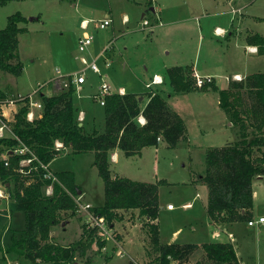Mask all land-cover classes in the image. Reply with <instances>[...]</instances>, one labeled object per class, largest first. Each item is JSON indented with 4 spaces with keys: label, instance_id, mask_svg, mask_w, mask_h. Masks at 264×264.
<instances>
[{
    "label": "rangeland",
    "instance_id": "1",
    "mask_svg": "<svg viewBox=\"0 0 264 264\" xmlns=\"http://www.w3.org/2000/svg\"><path fill=\"white\" fill-rule=\"evenodd\" d=\"M120 1L123 0H11L1 5L0 30L6 26L7 17L12 14L19 13L25 18L19 24L24 31L18 34V59L23 66L22 72L19 76H14L0 70L1 87L7 90L8 95L12 93L9 98L17 93H32L38 85H43L41 91L33 95V99L36 100L40 93L45 94L48 90L54 89L53 81L57 78L62 84L61 88H65L64 83L68 85V78L84 67L77 58L79 56L77 38L82 32L79 29L80 22L88 20L90 22L87 31L93 40L89 46L91 54H88V49L85 54L89 62L95 60L105 77L102 79L98 73L87 70L85 82L80 85L81 88L75 87L72 103L77 113L81 111L86 117L81 123L86 133L95 129L102 132L104 130V108L92 98L102 81L104 80L113 92L119 87H124L129 92L142 94L148 90L144 84L150 81L152 73L149 70H153L151 64L154 63L155 66L161 67L164 58L161 50L148 44L153 34L139 30L142 18H137L134 20L136 21L134 27L147 42H140L121 55L118 51L122 50L121 44L115 42L121 37L119 34V37H114L112 46L110 44L107 62L103 59L101 51L109 43V39L103 42V37H105L103 34H106L109 27L98 29L96 22L105 19V10L108 5L115 9L117 8L116 3L120 4ZM138 1H142L145 6L146 3L148 5L147 0ZM210 1L212 2V0H181L182 3L190 5H193V2ZM234 1L242 11L234 14L233 17L238 18L241 14L245 17L238 25L241 34L258 33L264 36V0ZM219 7L221 9H209L208 13L213 16L214 12H224V8ZM195 13L200 16L199 12ZM254 16L258 18L255 20ZM201 24H204V21ZM213 39L221 41L216 37ZM206 40H208L207 35L203 37V46ZM202 53L201 48L199 63L202 62ZM255 70L264 72V60ZM216 74L223 73L217 72ZM190 76L193 81L191 74ZM221 76L223 75L217 77L218 89L197 87L187 93L176 94L171 93L170 88H165L164 99L169 107L184 120L185 138L172 148L167 147L163 142L157 148H147L143 151L141 158H122L117 164L112 165L111 172H121L133 180L158 184L159 211L156 224L161 244L229 242L227 235L231 233L232 245L240 264H264V223L255 222L253 225H248L247 221L243 220L236 221L232 225L223 224L219 230L220 235L216 238L212 236L215 227L209 225L204 209L208 190L206 185L198 181V178L206 172V150L240 139V126L232 125L227 112L219 102V90L226 84L224 77ZM72 85L75 86L74 83ZM168 93H171L169 97ZM6 98L8 96L4 93V99ZM16 107L13 105L11 109H16ZM8 115L11 113L9 112ZM7 132L9 131L5 129L6 136ZM247 133L248 139L256 135L252 128H248ZM6 155L3 151L0 158ZM93 161V152L75 154L72 150H65L58 152L50 162L49 168L55 173L72 172L75 184L82 190L83 203L95 207L103 205L104 187ZM253 188L256 194L251 212L254 213L253 220H257L259 215L264 217V176L261 180H253ZM0 191L7 193L1 180ZM186 203H190L191 207L185 208ZM168 204H171L172 210H167ZM76 214L70 217L71 219H67L69 223L66 222V225H62L63 227L61 224L66 220L54 226L52 234L57 244L68 246L79 240L82 229L87 227L85 223L87 214L78 208ZM122 216L123 219L128 217L131 222L137 220L141 225L145 222L140 219L139 215L130 211L122 213ZM24 220V212L16 210L12 200L0 198V245L2 247L10 245L12 236L18 238L22 235ZM143 230L136 222L132 228L123 231L125 241L121 249H117L119 247L112 241H104L105 249L93 243L89 250L93 257L92 264H126L129 260L137 263L147 260L148 263H152L155 253L151 249H146L147 245L150 246L149 238L145 232L147 228L144 232ZM112 234L116 238L115 232L112 231ZM98 236L102 237L99 233ZM117 236L122 238L120 234ZM111 247L115 248L112 253H110ZM109 253L112 256L107 258ZM197 261L206 263L200 250L194 252L183 264H194ZM0 264L32 263L21 256L14 254L2 256L0 253ZM35 264L53 263L38 261Z\"/></svg>",
    "mask_w": 264,
    "mask_h": 264
},
{
    "label": "trees",
    "instance_id": "2",
    "mask_svg": "<svg viewBox=\"0 0 264 264\" xmlns=\"http://www.w3.org/2000/svg\"><path fill=\"white\" fill-rule=\"evenodd\" d=\"M8 1L11 0H0V6ZM24 20L19 13L12 14L0 30V70L14 76H19L23 69L18 59V34L24 31L19 26ZM246 41L256 46L258 54H264V36L254 33L248 35ZM191 73L187 67L167 68L166 75L174 92L197 88ZM208 86L205 84L200 89ZM75 91L69 78L67 87L55 94L40 93V116L31 121L26 117L27 105L19 106L9 123L14 136L0 138V154L3 151L7 154L0 158V180L15 209L24 212L25 218L22 235L12 236L6 247L0 245L2 256L14 254L32 264L38 261L92 264L89 252L92 244L104 246L96 228L84 227L81 238L68 246L57 244L50 236L54 226L75 216L74 198L78 191L82 193L70 171L53 172L56 181L52 182V193H45L50 181L44 178L42 165L48 166L55 158L54 142L58 140L63 146H70L75 154L94 153L93 164L104 187L103 205L92 207L94 215L103 217L110 227L119 218V210L138 209L139 215L144 217L149 249L155 256L152 263L129 260L126 264H183L197 250L206 259L205 264H240L230 242L161 244L156 224L158 184L111 174L109 152L115 148L122 150L125 156H133L144 147H157L160 142L169 148L175 147L185 138L184 121L160 93H147L148 101L143 107L135 93L114 92L106 96L104 130L86 133L72 103ZM3 99L4 93L0 90V100ZM219 102L232 125L240 126V139L206 150V172L198 178L208 190L206 213L215 223L249 221L253 207L252 183L264 176V72L230 82L226 89L219 90ZM140 115L144 117L143 124L138 121ZM248 128L256 132L251 139H248ZM19 146L27 147L28 151L14 153L12 150ZM24 159L31 160L21 165ZM114 250L111 247L110 253ZM110 253L107 258L112 256Z\"/></svg>",
    "mask_w": 264,
    "mask_h": 264
},
{
    "label": "crops",
    "instance_id": "3",
    "mask_svg": "<svg viewBox=\"0 0 264 264\" xmlns=\"http://www.w3.org/2000/svg\"><path fill=\"white\" fill-rule=\"evenodd\" d=\"M147 1H148V5L146 3V6H145L142 1L123 0V1H120V4L118 2L116 3L117 8L115 9H112L111 5H108L107 9L105 10V15H104V18H107V17L110 18L111 22L108 25L109 28H107L106 34H103V36H105L103 37V42L109 39V43L112 46L114 37L115 36L119 37V34H120L121 37H119L115 42H118V44H121L120 47L122 50H118L121 55H123L125 51L132 49L138 43L147 42V40L144 39L143 35L138 33L137 28L134 27V23L136 22L134 20L137 18H142V22L144 19H146L148 21V24L143 25L142 22L139 23L140 24L139 30L149 31L153 34V38H150V41H148V44L149 45L151 44L155 48L161 50V53L164 56V58L162 59L161 67L155 66V64L152 63L151 67H153L152 68L153 70L151 69L149 70L152 73V75L150 76V81L153 78V76H158L163 79V82L160 84H151L150 88L146 86L148 83H150V81L148 83H145L144 85L148 90L145 92H142V94H140V92H130V93H135L139 95L141 107H143L148 101V97L146 94L149 92L150 93L158 92L163 97L165 88L168 87L170 88L169 91H171V93L172 92L176 94L177 93L179 94L187 93V92H174L172 87L170 86L167 75H166V70L167 68L172 67V66L187 67V68H190L191 72H195L201 77H211L212 82L207 85H209L208 87L210 88L214 87V89L215 88L218 89V87L216 86L217 77H219V75H223L221 77H224L226 84L224 88H221V90L226 89L231 81H238V80L233 79L234 76H239L240 79L242 80L248 75L255 74V73H261L260 71H256L255 69H257V66L259 65V63L263 62L264 54H258L256 46L253 44H249L246 41V37L248 35H251L252 33H246L245 35L241 34V30H239L238 25H240V22L242 23L245 17H244V14H241V16L238 18L233 17L234 14L240 13L242 11L241 7L237 6V3L234 0H230V1L212 0V2L210 1V2H200V3L193 2V5L182 3L181 0H147ZM219 6H222L224 8V12L223 11L214 12L213 16H211L208 13L209 9L215 10V9L220 8ZM195 12H199L200 16L195 15L196 14ZM225 16L226 18L224 19ZM254 18L256 20L258 17L254 16ZM247 20L250 21V19H247ZM151 21H153L154 23L151 24L150 23ZM203 21H204V24H201L203 23ZM79 29L82 31L79 35L80 37L81 34L83 33V30L80 27ZM216 29H218L219 31L218 33L215 31ZM87 30H88V27H87ZM205 35L208 36V40H206L205 45L203 46L202 41ZM215 37L218 39H221V41H218V40L214 41L213 38ZM201 48L203 52L202 62L199 63V58L201 56ZM87 49H88L87 50L88 54H91V49L89 47ZM85 52L82 55L88 59ZM158 54H159V51H158ZM107 57L109 58V56ZM145 69H147V66ZM217 72H220L223 74H216ZM75 87L79 89L81 88L80 85H77ZM60 89H61L60 87L54 85V89L48 90L47 93H45V95H48V96L53 95L56 92H58V90ZM118 89H123L124 93L129 92L124 87H119ZM0 90H2L8 97L12 95V93L8 95L7 90L1 87V78H0ZM171 93H168V97H169V94ZM36 100L39 101V98ZM164 100L166 101V99ZM16 106H17L16 109L15 108L11 109V107L4 108V112L6 114L5 116L8 121H12L11 119L12 115L14 112L17 111L20 105H16ZM9 112L11 113V115H8ZM33 112L35 116L37 117L40 116L39 109L33 108ZM80 112L81 111L77 113L76 118L81 124L83 121H85L86 117L82 113L83 120L80 121L78 119ZM139 117H141L140 119L141 122L144 121V117L142 115ZM95 131H98V130L95 129ZM7 136H9V132H7ZM159 144H161V142ZM150 147L157 148L156 146H147V147L142 148L138 155H133V156H125L123 151L118 148L111 150L109 152L110 171H111L112 165L117 164L120 161V159L125 158V157L126 158H131V157L141 158V156L143 155V151ZM65 150H72V149L70 146H64L63 148H61L60 151H65ZM49 167H50V163L48 164V168ZM111 174L124 176V174H121V172L120 173L111 172ZM124 177H127V176H124ZM262 178L263 176L257 179L261 180ZM136 181H139V180H136ZM252 189H253V204H254L256 192L253 188V183H252ZM0 193L2 194L0 198L9 199L8 193L4 194L1 191ZM168 205H171V204H168ZM184 206L187 209L191 207L190 203H186ZM206 207H207V202L204 203L205 213H206ZM172 209L173 208H167V210H172ZM126 211H130L136 215H139L138 209L119 210L117 212L119 215V218L114 221L113 227H111V229L113 232H115L116 241L119 243V246L121 244L120 246L121 248L125 241L123 231H127L130 228H132V226H134L136 222L141 226L142 230L144 229L143 232L145 231L144 223L141 225L137 220H135V222H131L129 221L128 217H124L123 219L122 213H125ZM251 214L252 216L250 219L252 221H256V220H253L254 213L251 212ZM76 215L77 214H75V216ZM139 217L140 219L144 220V217L140 215ZM258 217H263V216L259 215ZM207 219H208L209 225L215 227V229L212 232V236L216 238L219 237L220 235L219 230L222 228L221 225L227 224V223L226 222L215 223L208 217V215H207ZM66 222L68 224L69 220H66L63 223L65 224ZM232 223H228L227 225H232ZM263 223L264 222H261L260 224H263ZM53 228L50 231V236L54 240V236L52 234ZM176 232H174V234ZM117 234H120L122 238H119ZM80 238H81V235H80ZM227 238H228L227 240H229V242L232 244L233 236L231 233H228ZM215 242H220V241H215ZM222 242H227V241H222ZM148 244H149V240H148ZM179 244H184V243H179ZM146 249H149L148 245ZM146 249H145V253H146ZM92 262H93V257H92ZM144 262H147V260ZM172 264H176V262H173Z\"/></svg>",
    "mask_w": 264,
    "mask_h": 264
},
{
    "label": "built area",
    "instance_id": "4",
    "mask_svg": "<svg viewBox=\"0 0 264 264\" xmlns=\"http://www.w3.org/2000/svg\"><path fill=\"white\" fill-rule=\"evenodd\" d=\"M227 1H230V0H227ZM89 22L90 21H88V20H83V21H81V24H80V28L83 30V33L77 39V49H78V52L80 53V55L78 56V59L81 61V63L84 65V67L81 71L75 73L73 76H70L71 82L74 83L75 86L76 85H82L85 82V72L87 70H91L93 72L98 73V75L102 76V79H104V77H105V75H103L100 72V69H99L98 65L96 64L95 60L89 62V60L82 55L87 50V48L91 45L92 40H93V37L87 31V27H88ZM110 22H111V19L107 17L105 19H102L101 21L96 22V26L98 27V29H104L110 24ZM142 23H143V25H147L148 21L146 19H144ZM215 31L217 33L219 32L218 29H216ZM109 49H110V43H108L101 51V55L106 62L108 59L106 54L108 53ZM191 75L194 79L193 80L194 85L198 88H201L203 85L209 84L212 82L211 77H201L195 72H192ZM233 79L241 80L239 76H234ZM162 82H163V79L161 77L153 76L150 83H148L146 86L148 88H150L151 84H160ZM53 84L55 86L60 87V88L62 86L59 78L55 79L53 81ZM42 86L43 85H38V87L36 89H34L32 93H27V94L17 93L13 97H10V98L8 97L6 99L0 100V138L6 136V134H4L5 129H7L9 131V133L12 137L14 136L11 129H10V126H9L10 121H8L6 116H5L6 114L4 112V108L5 107H12L13 105H20V106L21 105H27L28 111H27L26 117L30 121L33 120L35 117H37V116H35V114L33 112V108H36L39 110H41V108H42L40 100L39 101L34 100L33 95L40 92ZM64 86L66 88L67 84L64 83ZM116 92L118 94H121V95L124 94L123 89H118ZM112 93H114V92L111 90L110 86L103 80L102 83L98 87L97 93L93 94L92 98L95 101L97 100L100 105H104L105 97L108 95H111ZM14 113H13V115H14ZM13 115H12V118H13ZM78 119L80 121L83 120L82 112L79 113ZM140 119H141V117L138 118L139 123L143 124L145 122V120L141 122ZM63 147L64 146H63V143L61 141L56 140L54 142V150L56 152H59L61 150V148H63ZM12 151L14 153L22 154L24 152H27L28 149H27V147L19 146V147H16L15 149H13ZM30 160L31 159L21 160L20 164L21 165L28 164L30 162ZM42 168L45 170L44 174H43L44 178H46L47 180L50 181L49 184L45 188V193L50 195L52 193V182L56 181V177L54 176L53 172H51L49 170L47 165H42ZM81 194L82 193H79L78 195H76L74 200L76 202L77 208L85 211L87 214V217L85 220L87 227L88 228H96L98 233L100 234V236H102L101 239L103 241H108V242L112 241L115 245H117L119 247L117 249H121L118 242L116 241V238L113 236L112 229L108 225L107 221L103 217L94 215V213L92 212V206L90 204L83 203V201L81 199ZM1 196H2V194L0 193V197ZM167 208H172V207H171V205H168ZM255 222H260V223L264 222V217H258L256 221H252V220L247 221L248 225H253ZM102 248L105 249L104 247H102Z\"/></svg>",
    "mask_w": 264,
    "mask_h": 264
},
{
    "label": "water",
    "instance_id": "5",
    "mask_svg": "<svg viewBox=\"0 0 264 264\" xmlns=\"http://www.w3.org/2000/svg\"><path fill=\"white\" fill-rule=\"evenodd\" d=\"M80 192L78 191V194H79ZM64 223H62V225H63Z\"/></svg>",
    "mask_w": 264,
    "mask_h": 264
}]
</instances>
